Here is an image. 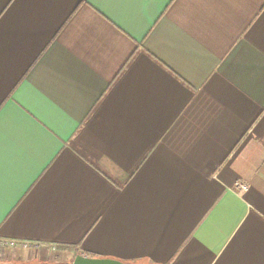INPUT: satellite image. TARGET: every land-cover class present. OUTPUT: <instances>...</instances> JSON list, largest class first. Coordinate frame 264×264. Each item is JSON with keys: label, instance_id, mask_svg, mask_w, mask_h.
<instances>
[{"label": "crops", "instance_id": "crops-1", "mask_svg": "<svg viewBox=\"0 0 264 264\" xmlns=\"http://www.w3.org/2000/svg\"><path fill=\"white\" fill-rule=\"evenodd\" d=\"M0 240L264 264V0H0Z\"/></svg>", "mask_w": 264, "mask_h": 264}, {"label": "built area", "instance_id": "built-area-1", "mask_svg": "<svg viewBox=\"0 0 264 264\" xmlns=\"http://www.w3.org/2000/svg\"><path fill=\"white\" fill-rule=\"evenodd\" d=\"M248 189V185L242 182H238L235 185V190L238 192H243ZM0 246L3 248H10V249H21L24 251H29V250H39L40 246L39 245H34V244H29L25 242H17L13 240H0Z\"/></svg>", "mask_w": 264, "mask_h": 264}, {"label": "water", "instance_id": "water-1", "mask_svg": "<svg viewBox=\"0 0 264 264\" xmlns=\"http://www.w3.org/2000/svg\"><path fill=\"white\" fill-rule=\"evenodd\" d=\"M73 264H128L111 259L88 258L83 255L76 256Z\"/></svg>", "mask_w": 264, "mask_h": 264}, {"label": "rangeland", "instance_id": "rangeland-1", "mask_svg": "<svg viewBox=\"0 0 264 264\" xmlns=\"http://www.w3.org/2000/svg\"><path fill=\"white\" fill-rule=\"evenodd\" d=\"M70 257H72V255H70Z\"/></svg>", "mask_w": 264, "mask_h": 264}]
</instances>
